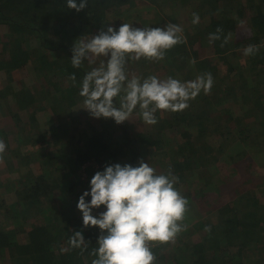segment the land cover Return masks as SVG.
<instances>
[{
  "label": "trees",
  "instance_id": "16d2710c",
  "mask_svg": "<svg viewBox=\"0 0 264 264\" xmlns=\"http://www.w3.org/2000/svg\"><path fill=\"white\" fill-rule=\"evenodd\" d=\"M149 1L141 7L137 0H89L76 12L66 0H0V29L11 38L3 40L4 50L11 46L9 58L3 56L6 51L0 53V73L8 76L0 97L13 103L11 117L0 113V139L7 146L0 161V189L7 190L6 197L0 196V261L92 264L100 230L83 226L78 199L90 190L96 171L114 163L138 166L141 155L157 158V174L170 171L178 177L174 187L188 201L178 244L168 249L172 241L150 242L153 264H264V0ZM173 4L188 20L197 13L199 23L179 24L177 15L158 8L171 10ZM109 12L116 17L111 20ZM169 22L182 27L184 42L167 50L163 60L128 59V77L143 79L158 71L160 79L186 82L209 72V94L201 91L182 111L158 110L154 125L143 122L139 108L121 124L80 108L84 75L106 58L74 68L75 40L107 26L118 30L123 23L147 28ZM218 27L220 39L210 42L209 34ZM247 45L259 51L245 56ZM230 56L237 60L231 62ZM28 66L35 67L38 87L14 80L16 71ZM231 182L238 184L232 190ZM224 193L231 196L229 202L223 201ZM104 210L101 206L92 214ZM74 231L82 232L86 248H71Z\"/></svg>",
  "mask_w": 264,
  "mask_h": 264
},
{
  "label": "clouds",
  "instance_id": "9594fccd",
  "mask_svg": "<svg viewBox=\"0 0 264 264\" xmlns=\"http://www.w3.org/2000/svg\"><path fill=\"white\" fill-rule=\"evenodd\" d=\"M89 0H66L69 10L80 12L88 6ZM194 24L199 15L193 13ZM221 28L209 34V41L220 39ZM183 29L175 23L164 27L137 28L123 23L115 29L107 26L90 38L75 40L71 51V64L79 68L87 60H106L99 67L86 72L80 85V96L84 98L83 108L95 118H112L117 124L130 120L139 108L144 123H157L155 113L182 111L201 93L209 94L213 77L209 72L198 75L194 80L182 82L171 76L160 79L157 76L141 78L125 71L128 59L163 60L165 52L184 42ZM227 43V37L221 47ZM255 45H247L244 55L258 52ZM194 63V61H191ZM75 83V74L70 76ZM0 139V161L6 150ZM178 177L157 174L155 169L140 159L138 166L125 163L105 165L96 171L90 180V190L80 195L77 208L82 213L83 226H97L100 235L96 256L92 264H153L155 255L151 251L154 242H174L186 226L181 222L187 212V199L174 187ZM90 196V201L85 197ZM104 206L105 210L93 215V209ZM81 231H74L69 239L71 248H86ZM69 251L70 249H61Z\"/></svg>",
  "mask_w": 264,
  "mask_h": 264
},
{
  "label": "rangeland",
  "instance_id": "374dc122",
  "mask_svg": "<svg viewBox=\"0 0 264 264\" xmlns=\"http://www.w3.org/2000/svg\"><path fill=\"white\" fill-rule=\"evenodd\" d=\"M154 3H156L154 0H152ZM137 2L139 3V5L141 6V7H146V4H151L152 2L151 1H149V0H137ZM169 1H167V3H168ZM172 2V1H171ZM170 3V2H169ZM172 3H175V2H172ZM156 4H159L160 5V3H156ZM248 4H251V3H249L248 2ZM153 5V4H152ZM138 7V6H137ZM137 7H135V8H133V10L134 9H136ZM152 7H154V6H152ZM158 7V6H157ZM247 7H248V5H247ZM123 8H125V6L124 5H122L121 6V8L119 9V11L121 12V10H123ZM151 8V7H150ZM149 8V9H150ZM159 9H160V11L164 14V15H167V14H169V15H171V14H175V15H177L178 16V18L176 19V21H178V23L179 24H184L185 26H186V23L188 24V25H194L193 24V22L190 20L192 17H190V19L188 20L187 19V16L185 15V13L184 14H182V10H180L179 8H181V7H175V5L173 4V8L171 9V10H166V11H164V10H162V8H160V7H158ZM146 12H147V10H146ZM250 12V9L248 8V13ZM151 14V17H152V15L154 14L153 12H151L150 13ZM176 16V17H177ZM191 16H193V15H191ZM109 17H110V19L112 20V19H114L113 17H116V13H114V12H109ZM143 17H145V15H143ZM42 23H44L43 21H42ZM240 24H245V22H240ZM43 29H45L46 27H47V25L46 24H43L42 26H41ZM53 28V27H52ZM49 33H50V36H52V34H54V30L53 31H49ZM241 33V32H240ZM55 35V34H54ZM21 38H23V40L22 41H25V39H26V36H21ZM6 39H11L10 37H9V35L6 33V31H3V30H1L0 29V53L1 52H3V51H6V52H4V54H3V56L4 57H6V59L7 58H9V54H10V49H11V46H9V47H7V50L5 49L4 50V47H3V40H6ZM5 47V48H6ZM38 49H40V48H38ZM38 49H34L33 50V53H35L36 51L35 50H38ZM231 57V62H233V61H236L237 59L235 58V57H232V56H230ZM187 63V62H186ZM221 65V64H220ZM221 67V66H220ZM33 69H35V67L34 68H32L31 66H28L25 70H17L16 71V77H14V80L15 81H17V82H23V83H26V85L28 86V87H30V88H35V87H38V84H40V83H38V81H36L35 80V76H34V70ZM31 71V72H30ZM38 72V71H37ZM38 73H40L41 75H42V73L41 72H38ZM159 75H161L160 74V72H158L157 71V76H159ZM7 78H8V76H6V74H1L0 73V85H2V86H4L6 83H7ZM42 78H43V76H42ZM41 82V81H40ZM32 92H35L33 89L31 90ZM0 103H1V115L2 116H7L8 118L9 117H11V114H10V106L13 104L12 103V101H11V103H7V102H5L4 100H3V98H1L0 97ZM5 103H7V104H5ZM15 105H16V103H15ZM13 106V105H12ZM12 110L13 111H17L16 110V108L15 107H13L12 108ZM5 114H7V115H5ZM38 122H39V125L40 126H44V117H41V118H39L38 119ZM131 131V134H134L135 133V131H137L136 130V126L132 129V130H130ZM115 132V131H114ZM117 135H119V133L118 132H116V134H115V136H117ZM215 144H217V143H215ZM12 146H14V147H16L17 146V142L16 141H12ZM25 149V146H24V148H23V150ZM7 151H9V150H7ZM137 152L139 153L140 152V150H139V148L137 149ZM141 157V155H139L138 156V159H136V161L138 160V162H139V160L140 159H143V158H140ZM143 161L144 162H148L149 163V165L151 166V167H154V164L155 163H157V158L156 159H149L148 157L146 158V159H143ZM158 166V165H157ZM213 169H215V168H213ZM212 169V170H213ZM57 173H60V172H57ZM5 174V173H4ZM230 185H229V188H230V190H232L235 186H233V185H238L237 183H235V182H231V183H229ZM5 190V191H4ZM7 190H6V188H1L0 189V196H1V194H3V196L4 197H6V194H7V192H6ZM11 195H12V193H11ZM230 195H226L225 193L222 195V199H223V201L226 203V202H229L230 201ZM218 200H220V199H218ZM192 221V220H191ZM191 223L190 222H188V224H187V226H189ZM198 237V234H195L192 238L195 240L196 238ZM178 241H179V239H175L174 240V242H170V244L167 246V248L168 249H171L172 247H174L176 244H178ZM2 262V263H1ZM0 264H6L5 262H3V261H0ZM247 264H248V260H247Z\"/></svg>",
  "mask_w": 264,
  "mask_h": 264
}]
</instances>
